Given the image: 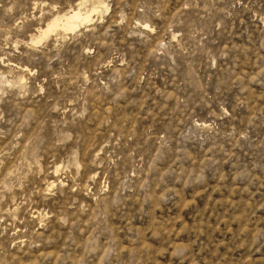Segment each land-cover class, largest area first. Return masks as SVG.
Returning <instances> with one entry per match:
<instances>
[{
    "label": "rangeland",
    "instance_id": "1",
    "mask_svg": "<svg viewBox=\"0 0 264 264\" xmlns=\"http://www.w3.org/2000/svg\"><path fill=\"white\" fill-rule=\"evenodd\" d=\"M0 264H264V0H0Z\"/></svg>",
    "mask_w": 264,
    "mask_h": 264
},
{
    "label": "bare ground",
    "instance_id": "2",
    "mask_svg": "<svg viewBox=\"0 0 264 264\" xmlns=\"http://www.w3.org/2000/svg\"><path fill=\"white\" fill-rule=\"evenodd\" d=\"M82 3L83 2H80L78 6L80 7V4ZM79 7L71 9L69 12L61 16L51 18L46 22L44 27L39 29L41 37H46L51 31H54L57 28H62L64 31H72L76 27L88 22L92 18L91 12L96 10V6L92 5V7H90L91 9H85L84 13L81 12Z\"/></svg>",
    "mask_w": 264,
    "mask_h": 264
}]
</instances>
